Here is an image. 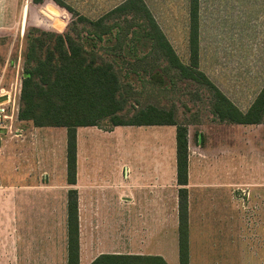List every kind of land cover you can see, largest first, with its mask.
Here are the masks:
<instances>
[{
    "label": "rangeland",
    "instance_id": "rangeland-1",
    "mask_svg": "<svg viewBox=\"0 0 264 264\" xmlns=\"http://www.w3.org/2000/svg\"><path fill=\"white\" fill-rule=\"evenodd\" d=\"M62 1L80 15L95 21L125 0ZM144 2L176 55L183 63H187V0ZM199 2V68L223 94L240 109L246 110L264 86V0H199ZM8 4L6 13L11 18L0 24V66L9 54L14 61L12 66L14 67L18 57H21L20 63L23 68L26 40L36 36L41 30L84 37L85 30L89 28L71 21V16L65 11H62L65 14L64 21L61 18L56 19L48 9L49 4L34 5L32 0H9ZM139 23L140 21L130 14L111 16L105 24H117L112 30L113 38L109 42L98 43L94 49L102 60L113 64L121 82V96L125 102L123 110L118 115L124 121H128L137 112L149 106L172 111L175 122L185 126L189 132L191 158L197 157L203 161L196 172L204 174L206 169L205 172L211 176L212 185L220 184L225 179L219 170L221 145L226 147L227 142H235L234 132H228L229 128L221 131V123L212 114V95L204 86L181 79L160 54L140 46L133 47L130 41L131 34ZM115 34L120 40L119 47H114ZM13 67L7 71L6 78L11 80L13 77L14 81L16 68ZM160 79L164 80V85L160 83ZM8 85L9 83H3L1 86ZM110 126V122L105 120L100 128L109 130ZM58 130L56 132L64 133L63 128ZM254 130L246 128L243 134ZM89 131V147L99 160L97 168H100L104 175L111 169L116 159L114 157L122 150V148L118 150L116 144L124 140L130 147L132 159L137 161L135 165H140L145 176L150 175L147 160L149 155L154 158V162L156 156L158 159L163 157L166 179L174 168L176 130L173 126L124 128L116 130V134L111 138L93 130ZM230 134L233 136L232 139ZM198 136L199 147L196 144ZM41 149L43 150V146ZM36 151L38 152V149ZM43 160L44 170L48 171V167L51 166L48 165L49 160L47 157ZM40 165L41 163L38 167H42ZM258 167L260 171L264 169V165L257 166V169ZM37 172L38 175L42 174V170ZM57 173L58 168L56 175ZM60 180L57 175L55 180L38 182L54 187L50 207H43L41 204L43 197L37 196L36 211L30 214H27V211L21 213L22 218L23 216L26 218V231L23 229L21 231L23 235H27L26 239L34 237L33 230L27 231V218L30 222H35L36 226L33 243L20 246V258L29 257V264H66L62 189L64 184L59 183ZM214 188L208 189L212 197L202 198L205 202L200 205L201 212L196 214L197 218L190 226L191 264H264V212L257 214L248 210L247 193L240 196L244 198L243 210L239 204L232 203L230 197L225 198V194L221 193L224 189H220L219 186ZM174 220V213L165 214L164 233L161 234L158 230L153 244L149 246L153 249L155 243H158V249H163L168 264H178V238ZM133 231L139 232L137 229ZM89 232V243L85 245L87 253L80 256L79 264H89L91 262L89 257L94 258L108 251V230L95 227L90 228ZM155 232L156 228L152 230L153 234ZM4 250V264H12V253L15 250L13 243L8 242L6 237Z\"/></svg>",
    "mask_w": 264,
    "mask_h": 264
},
{
    "label": "crops",
    "instance_id": "crops-1",
    "mask_svg": "<svg viewBox=\"0 0 264 264\" xmlns=\"http://www.w3.org/2000/svg\"><path fill=\"white\" fill-rule=\"evenodd\" d=\"M8 2L9 0H0V24L11 18L6 13ZM13 64L14 61L7 54L5 62L0 66V86L13 81V77L11 80L6 78V73L9 69L11 70ZM225 96L239 108L227 95ZM218 122L221 123V131L229 128L228 132H234L235 137V142H227L226 147L223 146L225 148L221 145L219 170L222 175L224 174L225 179L220 184L212 185L211 176L205 172L206 169L204 174L196 172L203 161L197 157L191 158L189 132L187 135L188 180L186 188L189 264L192 262L190 226L196 220L198 213L201 212L200 205L205 202L202 198L212 197L208 189H215V186H219L220 189H224L221 193L225 194V198L229 199L230 197L232 203L239 204L243 210L244 198L242 199L240 196L247 193L248 210L257 214L261 211L264 212V169H262L263 172L259 170V167L257 169V166L264 165V122L257 125ZM133 127L156 126H117L110 127L109 130H103L100 127L77 128L76 177L75 184L69 185L66 181V129L63 128L64 133L56 132L59 131L58 128H36L31 121L18 120L15 128L20 132V136L14 138L5 136L0 148V232L2 233L0 264H4L5 259L4 237L8 242L13 243L15 252L12 253V264H29V257L20 258V246L25 243L28 245L33 243L36 226L35 222H30L27 218V231L33 230L34 237L31 239L30 236L26 239L27 235L21 233L22 229L26 231V218L24 216L22 218L21 213L27 211V214H30L36 211L37 196L43 197V202H41L43 207L52 205L51 197L54 187L44 183L55 180L57 175L61 179L59 183L64 184L62 189L65 229L67 193L70 190H75L77 194L79 261L80 256L87 253L85 245L89 243L90 228L99 227L108 230V251L99 255L159 256L167 263L163 249H158V243H155L153 249H150L149 246L153 244L158 230L161 234L164 233L165 214L174 213V226L178 227V190L180 187L176 183V160L173 170L169 172L166 179L163 157L158 159L156 156L154 162V158L149 155L147 160H149L148 172L150 175L147 177L140 165H135L137 161L132 159L133 155L131 156L130 147L125 140L124 142L118 141V144L115 143L118 146L116 148L118 150L122 148V150L114 157L116 159H114L111 169L104 175L100 172L101 169L97 168L99 160L95 158V153L89 147V130L111 138L116 134V130ZM246 128L255 130L243 134V130ZM231 136L232 134H230ZM254 141L257 143H253ZM196 144L197 147L200 146V136H198ZM41 146H43V150ZM57 149H59L58 152ZM46 157L49 160L48 165H51L48 167V171L43 167V158ZM40 163L42 167H38ZM56 168L59 169L57 175ZM37 170H42V174L38 175ZM54 184L57 185L56 181ZM225 205L227 206V204ZM154 227L156 232L153 234ZM135 229L139 232L133 231ZM9 232L11 236H9ZM177 256L179 264V253ZM97 257L89 258L92 262Z\"/></svg>",
    "mask_w": 264,
    "mask_h": 264
},
{
    "label": "trees",
    "instance_id": "trees-1",
    "mask_svg": "<svg viewBox=\"0 0 264 264\" xmlns=\"http://www.w3.org/2000/svg\"><path fill=\"white\" fill-rule=\"evenodd\" d=\"M50 2V3H49ZM35 5L49 4L51 14L63 21L67 12L71 21L89 28L84 37L68 33L41 30L26 40L18 119L31 121L36 128L66 129V181L75 184L76 129L100 127L105 120L117 126H173L175 127L176 183L178 190V253L179 264H189L188 255V139L187 129L178 125L172 111L149 106L130 120L118 113L125 99L122 86L111 62L102 60L94 49L98 43L109 42L117 24H105L113 15L130 14L140 23L133 30L130 41L160 54L179 77L204 86L212 95V114L220 122L257 125L264 122V86L250 107L242 112L199 68V0H187L188 60L183 63L160 29L144 0H125L123 3L92 21L80 15L62 0H32ZM26 11V7L24 8ZM118 34V33H117ZM117 34L114 35L119 47ZM146 56V55H145ZM143 58V57H142ZM162 85L164 80H159ZM66 264H79V227L77 194L67 193ZM90 264H167L159 256L99 255Z\"/></svg>",
    "mask_w": 264,
    "mask_h": 264
},
{
    "label": "built area",
    "instance_id": "built-area-1",
    "mask_svg": "<svg viewBox=\"0 0 264 264\" xmlns=\"http://www.w3.org/2000/svg\"><path fill=\"white\" fill-rule=\"evenodd\" d=\"M21 57H18L14 81L7 87L0 86V148L3 138L18 137L20 132L15 128L18 123V112L20 108V93L22 82Z\"/></svg>",
    "mask_w": 264,
    "mask_h": 264
}]
</instances>
